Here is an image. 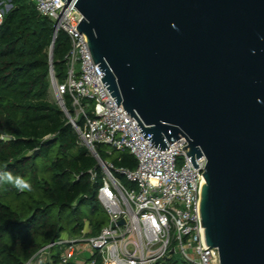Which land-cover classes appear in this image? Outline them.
<instances>
[{"label": "water", "instance_id": "1", "mask_svg": "<svg viewBox=\"0 0 264 264\" xmlns=\"http://www.w3.org/2000/svg\"><path fill=\"white\" fill-rule=\"evenodd\" d=\"M61 3L144 138L162 152L185 137L195 169L206 158L205 247L220 264H264V0Z\"/></svg>", "mask_w": 264, "mask_h": 264}, {"label": "built area", "instance_id": "2", "mask_svg": "<svg viewBox=\"0 0 264 264\" xmlns=\"http://www.w3.org/2000/svg\"><path fill=\"white\" fill-rule=\"evenodd\" d=\"M27 1L53 23L55 38L64 33L70 41L65 82L59 83L55 75L50 80L80 144L96 160L101 159L98 145L108 146V154L127 151L137 166L133 171H117L132 185L128 187L114 176L113 166L102 161L105 178L97 198L108 216L107 225L93 234L86 224L78 235L44 246L24 264H166L172 258L179 261L176 256L184 264H220L218 250L205 247L200 228L206 158L197 159L195 169L187 157L185 137L172 144L165 139L169 150L162 152L155 142L147 141L149 136L144 138L136 119L103 87L104 75L77 29L83 17L76 7L61 0ZM12 7V0L0 1V26ZM66 96L71 98L72 114ZM81 118L83 126H78Z\"/></svg>", "mask_w": 264, "mask_h": 264}, {"label": "trees", "instance_id": "3", "mask_svg": "<svg viewBox=\"0 0 264 264\" xmlns=\"http://www.w3.org/2000/svg\"><path fill=\"white\" fill-rule=\"evenodd\" d=\"M12 5L0 26V264H24L65 233L74 237L89 224L97 234L106 224L97 217L103 169L50 100L51 65L64 83L70 41L64 33L54 40L53 23L39 16L34 4L12 0ZM71 104L66 96L72 114ZM109 152L98 145L114 176L132 186L117 171L135 170V157ZM166 264L184 263L172 258Z\"/></svg>", "mask_w": 264, "mask_h": 264}, {"label": "rangeland", "instance_id": "4", "mask_svg": "<svg viewBox=\"0 0 264 264\" xmlns=\"http://www.w3.org/2000/svg\"><path fill=\"white\" fill-rule=\"evenodd\" d=\"M7 5L10 7L11 4H8V3H7ZM50 100H51L52 102H55V103L58 104V102H57V95H56L55 90H54V88L52 87V85H51V91H50ZM101 208H102V207H101ZM86 210H87V208H86L85 206L81 208V212H82V213H85ZM97 215H98L97 217H104V218L106 219V224H105V225H107V223H108V216L105 214L104 210L102 209V210H101V213H99V214H97ZM62 237L67 238V237H70V235L67 234V233H65ZM176 260H179L180 263L182 262V261L179 259L178 256H176ZM182 263H183V262H182Z\"/></svg>", "mask_w": 264, "mask_h": 264}]
</instances>
